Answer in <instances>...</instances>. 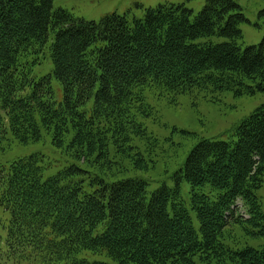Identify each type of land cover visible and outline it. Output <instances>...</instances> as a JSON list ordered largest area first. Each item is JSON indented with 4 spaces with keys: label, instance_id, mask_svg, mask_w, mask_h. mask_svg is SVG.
<instances>
[{
    "label": "trees",
    "instance_id": "16d2710c",
    "mask_svg": "<svg viewBox=\"0 0 264 264\" xmlns=\"http://www.w3.org/2000/svg\"><path fill=\"white\" fill-rule=\"evenodd\" d=\"M244 21L235 0H205L195 15L166 2L139 19L109 13L99 21L54 11L52 0H0V142L26 144L45 132L76 160L48 176L40 154L0 167V205L9 214L0 264H108L85 252L117 264H264V248L222 241L231 224L260 226L253 234L264 235L256 194L264 181V105L235 128L233 143L199 140L174 186L148 192L143 180L118 179L126 164L147 166L135 142L149 138L136 120L150 111L147 90L171 102L179 94L264 91V37L241 48ZM214 36L225 40L213 43ZM47 49L52 72L35 78ZM182 180L198 232L181 200ZM238 200L246 219L235 214Z\"/></svg>",
    "mask_w": 264,
    "mask_h": 264
},
{
    "label": "rangeland",
    "instance_id": "374dc122",
    "mask_svg": "<svg viewBox=\"0 0 264 264\" xmlns=\"http://www.w3.org/2000/svg\"><path fill=\"white\" fill-rule=\"evenodd\" d=\"M240 6L247 21L242 22L239 28L242 33L241 48L259 44L264 37V19L258 13L264 9V0H235ZM183 4L186 8L197 14L205 0H52V9H64L74 17L88 21H99L109 13L119 15L127 14L129 19L142 18L146 8H152L162 3ZM50 35L48 44L51 43ZM213 43L224 41L223 37H210ZM200 40H207L201 38ZM42 61L33 67L32 74L39 78L51 74L53 63L48 49ZM54 99L62 101V86L54 77L51 80ZM212 98L194 97L190 94H179L174 102L168 95L159 96L154 90H147L146 103L150 106L149 113L136 115L147 132L149 138H136L135 142L140 148L146 162V167L140 170L126 164V171L118 174L121 178H136L147 182L148 192L165 185L174 186V174L183 166V163L199 140L224 141L233 143L235 128L248 118L258 107L264 105V91L254 94L235 96L232 91L210 93ZM0 167L8 165L18 158L40 154L46 165L45 176L55 174L57 171L76 163L65 150L56 148L51 143L50 135L43 132L42 137L35 142L19 143L10 137L0 142ZM115 172L116 170L113 169ZM190 185L182 180L180 183V196L184 207L189 211L196 232L199 223L195 212L191 210ZM212 199L217 195L209 187L201 189ZM264 213V181L256 192ZM237 213L247 218L246 208L240 201L237 203ZM9 218L8 212L0 205V235L5 234V225ZM261 225L264 226V220ZM260 226L255 227L249 223L231 224L225 229L223 243L231 249L264 248V235L253 234ZM84 258L89 261H104L108 264H117L104 255L85 252ZM5 264H13L12 262ZM24 264V263H22ZM200 264V263H198ZM212 264H216L212 262ZM228 264V263H226Z\"/></svg>",
    "mask_w": 264,
    "mask_h": 264
}]
</instances>
